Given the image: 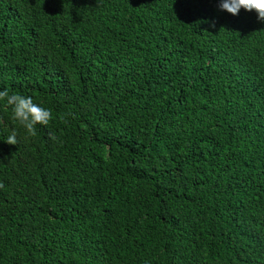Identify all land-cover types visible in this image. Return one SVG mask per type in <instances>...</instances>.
<instances>
[{
	"label": "trees",
	"instance_id": "trees-1",
	"mask_svg": "<svg viewBox=\"0 0 264 264\" xmlns=\"http://www.w3.org/2000/svg\"><path fill=\"white\" fill-rule=\"evenodd\" d=\"M218 4L0 0V90L52 113L0 102V264H264V23Z\"/></svg>",
	"mask_w": 264,
	"mask_h": 264
},
{
	"label": "clouds",
	"instance_id": "clouds-1",
	"mask_svg": "<svg viewBox=\"0 0 264 264\" xmlns=\"http://www.w3.org/2000/svg\"><path fill=\"white\" fill-rule=\"evenodd\" d=\"M218 7L233 16L238 15L241 8L245 11H253L257 20L264 23V0H219ZM0 102L11 108L12 119L28 133H34L36 125H47L52 119L51 111L34 102L29 95L10 94L7 89H3L0 90ZM6 142L11 145L16 144L15 130L7 137ZM0 188H3V184H0Z\"/></svg>",
	"mask_w": 264,
	"mask_h": 264
}]
</instances>
